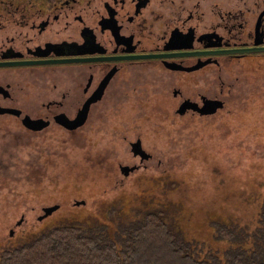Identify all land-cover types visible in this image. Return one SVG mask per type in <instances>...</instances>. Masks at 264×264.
<instances>
[{"label":"flooded vegetation","instance_id":"af4514ba","mask_svg":"<svg viewBox=\"0 0 264 264\" xmlns=\"http://www.w3.org/2000/svg\"><path fill=\"white\" fill-rule=\"evenodd\" d=\"M262 48L264 0H0L1 195L7 192L9 201L15 193L16 168L31 181L29 190L39 185L44 192H55L57 181L100 172L138 183L173 174L142 171L172 156L157 143L171 135L158 133L163 124L142 125L122 112L127 94L160 72L178 104L159 110L152 103L149 111L220 117L234 80L245 85L256 73L264 77V51L244 52ZM145 55L159 56L140 58ZM132 132L129 140L125 133ZM121 139L129 140L131 162L116 165L114 153L121 151L109 144ZM138 140L142 145L134 147ZM72 155L81 159L82 175Z\"/></svg>","mask_w":264,"mask_h":264},{"label":"rangeland","instance_id":"374dc122","mask_svg":"<svg viewBox=\"0 0 264 264\" xmlns=\"http://www.w3.org/2000/svg\"><path fill=\"white\" fill-rule=\"evenodd\" d=\"M262 75L263 73H256L255 76L257 78L250 80L249 84L245 85L241 81L237 82L233 79L236 83V88L231 87L232 92L228 94H226L228 92V85L226 84L224 94H226L225 98L229 108L220 117L202 120L195 119L193 116L192 118H179L176 116V111H149L152 103L159 110L167 107L174 108V105L177 106L178 104V98H173L171 85H169L171 80L164 74L157 72L154 79L151 76L144 77L138 89L132 90L127 94L126 107L122 112L129 117L136 116L139 119L141 118L142 125L160 127L163 124V118L174 119V121H171V124L174 125L172 127L166 126L164 129L168 127L166 132L169 131V135L175 136L176 133L179 137L177 138V145L174 147V142L171 141L173 144H169L168 148V142L164 136H159V140H157L158 146L162 149H169L172 152V156L170 158L164 156L162 163L153 164V166L151 164L148 169H143L142 171L148 175H162L172 172L173 174L167 175L169 182L175 181L176 175H181L192 184L191 190L194 194L200 189V186H198L199 180H204L207 174H211L209 179L214 180L219 177L217 182H222L220 181L221 178L228 180L229 178L226 177L232 179L243 176L244 178L249 172L250 163L264 158V147L260 148L257 144H253L254 139H257L254 133V126L258 122L264 124V77ZM153 80H155V83ZM182 86L185 87L184 84ZM135 108H139L141 111H134ZM250 117L257 121L251 120ZM151 119L153 120L151 121ZM260 127L264 128V125H260ZM184 128L188 129L185 133L182 132ZM159 129L158 133L164 135V129L162 127ZM153 130L155 129L144 128L141 132ZM125 135L129 137V140H134V136L137 134L132 132L125 133ZM129 140H115L109 144L112 150L121 151V157H115L118 153H114L116 165L118 161L131 162L130 159L126 158L125 154L130 149ZM258 142L260 143V141ZM184 151H188L189 158L179 156L183 155L180 153ZM17 154L24 156L25 153H15V161L19 162ZM175 154L177 157H175ZM97 158L96 156L95 160ZM71 159L74 162L72 164L74 170L78 171V175H82L81 172L85 171V167H83L81 159L79 161L74 160V155H72ZM64 162L65 160L60 165ZM138 163L139 159L137 158ZM115 164L113 165L114 168H116ZM207 169L210 171H207ZM0 172L2 173V171ZM88 178L82 179L80 177L77 180L70 178L61 182L57 181L59 185L55 192L48 191V189L47 192H44L43 187L31 185L30 194L35 195L39 192L38 195L42 196V199L38 201L27 200L21 196H16L18 193L17 189L20 187L27 190L26 183L28 185L31 181H23V173L16 168L14 185L16 180L23 182L17 184V186L15 185V193L9 195L11 196L9 201L6 195L7 192L4 195L0 193V249L21 246L30 242L42 232L62 224H74L84 227L89 224L93 228L105 230L113 237V233H118V228L123 223H128L135 219L141 220L143 214H139V211L150 209L148 202L155 203L154 197L150 198V193L147 192L154 188L149 189L148 184H145L146 187H140L144 183L137 186L134 178H124L122 175L117 179L102 172L99 175L95 173L88 176ZM1 181H3L2 184ZM45 182L48 186L49 181ZM156 182L154 181L155 184ZM4 185H6V180L0 179V190ZM93 187L99 191L93 192ZM4 189L10 190V188L6 189L5 187ZM58 191H62L60 195L64 197L61 203L53 202L56 197L58 198L56 196ZM72 192H74V198L71 196ZM187 192L190 191L187 190ZM219 193L221 192L215 194ZM143 197L146 199H143ZM162 200L161 202H156L158 206L155 207L165 211L166 220L169 223L176 224L178 217L182 216V225L180 226L181 228H192L189 234L193 232L196 224L199 223L193 221L194 218L199 217V213L196 214L195 210L205 211L207 207L215 204L220 213V217L217 216L215 219L218 222L223 220L222 213L227 208L226 201H221L220 199L216 201L207 200L206 195L201 201L194 200L190 195L186 194L178 200L179 202L176 199H168L167 196H164ZM77 201H86V204L77 206L75 205ZM133 203L134 206L125 210L128 205ZM53 205H60L61 208L52 215L44 217L43 207H51ZM108 209L113 211L115 217L109 224L105 223L104 225L100 221L99 216L104 220L108 219L110 217ZM250 210L249 208L246 209V211ZM34 225L36 226L35 228L33 227ZM240 225L247 226L250 233H257L260 228L264 227L261 215L251 217L248 221H241ZM12 231H15V235H13ZM214 233L213 230L211 236H214ZM208 237L204 228L201 227L200 230L194 231L191 235L194 244H198V251L202 259L209 254L210 245L213 244ZM215 251L221 252L222 250L216 247Z\"/></svg>","mask_w":264,"mask_h":264},{"label":"trees","instance_id":"16d2710c","mask_svg":"<svg viewBox=\"0 0 264 264\" xmlns=\"http://www.w3.org/2000/svg\"><path fill=\"white\" fill-rule=\"evenodd\" d=\"M250 119L257 121L251 117ZM162 123L165 127L169 126L171 119L163 118ZM166 129L163 130L165 134ZM187 131V128L182 129L183 133ZM255 131L257 146L264 147V128L260 127L254 130V133ZM170 137L164 136L168 148L172 143L170 141L174 142V147L177 145L179 135L175 133V136ZM180 154L183 155H178L189 158L188 151ZM248 170L244 178L226 177L229 179L221 178L222 182H217L219 177L209 179L211 174H207L204 180H199L200 189L195 194L191 190L192 184L181 175H176V180L172 182L168 181L167 176L145 177L136 184L140 186L139 184L144 183L140 187H146L145 184H148L149 189L153 187V190L147 192L150 193V198L154 197L155 203L148 202L151 208L139 211V214H143L142 219L123 223L118 228V233H113V237L105 230L93 228L89 224L85 227L62 224L42 232L21 246L0 249V264H264V227L257 233H250L247 226L240 225L241 221H248L257 215L262 216L264 223V158L251 162ZM154 181H157L156 184ZM21 182L23 181L16 180L15 185ZM17 190L16 196L27 200L42 199V196L38 195L39 192L32 195L30 190L20 187ZM92 190L99 191L94 187ZM218 192L221 193L215 194ZM61 193L62 191L56 193L58 198L53 202L63 201ZM185 194L194 200L201 201L206 195L207 200L226 201L227 208L222 213L223 220H215L217 216L220 217V213L215 204H212L205 211L195 210L199 217L193 221L199 223L194 226L191 234L189 233L192 228H181L182 216L178 217L176 224L169 223L165 211L155 207L158 206L156 202L163 201L164 196L177 200ZM71 196L74 198V192ZM131 206H134V203L128 205L125 210ZM248 208L251 210L246 211ZM108 212L110 217L106 220L99 216L104 225L109 224L115 217L111 209H108ZM200 227L204 228L208 239L213 243L210 245L209 254L203 259L200 257L198 244H194L191 238L194 231L200 230ZM213 230L215 233L211 236ZM216 247L222 251L216 252Z\"/></svg>","mask_w":264,"mask_h":264},{"label":"water","instance_id":"95a60500","mask_svg":"<svg viewBox=\"0 0 264 264\" xmlns=\"http://www.w3.org/2000/svg\"><path fill=\"white\" fill-rule=\"evenodd\" d=\"M255 51H264V48H262V49H249V50H246V51H244V52H245V53H252V52H255ZM156 56H159V55H145V56H142V57H140V58L148 59V58H155ZM219 107H221V105H220ZM200 112L203 113V114H207L206 112H208V111H200ZM210 112H212V111H210ZM141 145H142V143H141L140 140H138L136 143L133 144L134 147H135V146H136V147H140ZM133 152H134V154H135L136 156H138L139 154H141V152H139L136 148H134ZM122 170H123V171H125V170H128V171H129V170H132V171H133V169H130L129 167H124ZM85 204H86V201H77V202L75 203V205H77V206L85 205ZM59 208H60V206L57 205V206H52V207H48V208L43 209L44 212H45L44 217H47V216L53 214V213H54L55 211H57Z\"/></svg>","mask_w":264,"mask_h":264}]
</instances>
